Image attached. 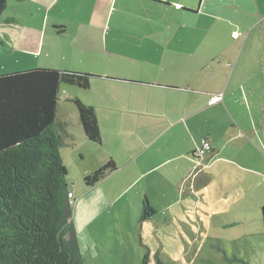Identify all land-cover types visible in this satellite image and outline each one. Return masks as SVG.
Listing matches in <instances>:
<instances>
[{"label":"crops","instance_id":"obj_1","mask_svg":"<svg viewBox=\"0 0 264 264\" xmlns=\"http://www.w3.org/2000/svg\"><path fill=\"white\" fill-rule=\"evenodd\" d=\"M0 44L8 72L94 77L87 90L61 87L57 111L58 126L68 124L64 148L82 162L81 195L70 190L79 248V233L89 236L90 219L122 190L157 192V202L179 176L174 187L195 197L220 174L252 170L264 184V0H8ZM74 99L94 108L100 144L58 118ZM206 140L214 151L201 161L193 154ZM110 161L117 170L87 187Z\"/></svg>","mask_w":264,"mask_h":264},{"label":"trees","instance_id":"obj_2","mask_svg":"<svg viewBox=\"0 0 264 264\" xmlns=\"http://www.w3.org/2000/svg\"><path fill=\"white\" fill-rule=\"evenodd\" d=\"M7 8L8 0H0V20ZM93 78L40 68L0 75V264H85L62 156L68 124L58 126L57 111L62 85L87 90ZM71 102L86 137L100 144L94 108L79 99ZM116 170L110 161L85 184L92 188ZM155 214L146 204L141 220ZM150 257L148 252L142 264ZM155 257L157 264H166Z\"/></svg>","mask_w":264,"mask_h":264},{"label":"rangeland","instance_id":"obj_3","mask_svg":"<svg viewBox=\"0 0 264 264\" xmlns=\"http://www.w3.org/2000/svg\"><path fill=\"white\" fill-rule=\"evenodd\" d=\"M3 54L0 44V75L14 69L4 66ZM62 88L77 87L62 85ZM64 96L62 90L61 97ZM62 114L70 117L74 131L81 130L74 105L62 102L59 119L63 118ZM255 155L253 153L254 164H260ZM62 156L69 172L68 188L81 195L77 193L76 166L80 168L82 162L71 157L70 149L63 148ZM84 162L88 165L89 158ZM244 164L252 166L249 157ZM252 172L220 174L210 182L208 190L196 191L195 197L186 195L183 198L174 187L179 176L166 180L157 202V192H150L148 197L139 196L137 188L122 190L115 207L106 208L89 220L86 231L90 238L79 233L85 264H142L148 252L151 253L149 264H157V254L166 264H264V184ZM146 198L156 214L142 221ZM72 203L75 217L76 206L74 201Z\"/></svg>","mask_w":264,"mask_h":264},{"label":"built area","instance_id":"obj_4","mask_svg":"<svg viewBox=\"0 0 264 264\" xmlns=\"http://www.w3.org/2000/svg\"><path fill=\"white\" fill-rule=\"evenodd\" d=\"M217 100H212L210 102V104H214L216 103ZM213 151V146L212 144L210 143V141H204L203 142V145L201 146V148H199L196 152H195V157L197 159H201L203 156L207 155V154H210L211 152ZM69 198L71 200V202L73 201L74 199V195L73 194H70L69 195Z\"/></svg>","mask_w":264,"mask_h":264}]
</instances>
